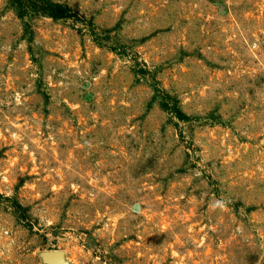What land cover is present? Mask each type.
<instances>
[{
	"label": "rangeland",
	"instance_id": "obj_1",
	"mask_svg": "<svg viewBox=\"0 0 264 264\" xmlns=\"http://www.w3.org/2000/svg\"><path fill=\"white\" fill-rule=\"evenodd\" d=\"M45 251L264 264V0H0V264Z\"/></svg>",
	"mask_w": 264,
	"mask_h": 264
},
{
	"label": "water",
	"instance_id": "obj_2",
	"mask_svg": "<svg viewBox=\"0 0 264 264\" xmlns=\"http://www.w3.org/2000/svg\"><path fill=\"white\" fill-rule=\"evenodd\" d=\"M41 257L48 264H63L61 251H45L41 253Z\"/></svg>",
	"mask_w": 264,
	"mask_h": 264
},
{
	"label": "trees",
	"instance_id": "obj_3",
	"mask_svg": "<svg viewBox=\"0 0 264 264\" xmlns=\"http://www.w3.org/2000/svg\"><path fill=\"white\" fill-rule=\"evenodd\" d=\"M47 12L50 16H52L53 18H63L64 17V12L63 10H61L60 7H49L47 8Z\"/></svg>",
	"mask_w": 264,
	"mask_h": 264
}]
</instances>
